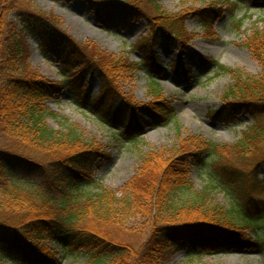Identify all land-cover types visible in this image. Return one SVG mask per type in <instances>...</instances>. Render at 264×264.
Wrapping results in <instances>:
<instances>
[{
	"label": "trees",
	"instance_id": "obj_1",
	"mask_svg": "<svg viewBox=\"0 0 264 264\" xmlns=\"http://www.w3.org/2000/svg\"><path fill=\"white\" fill-rule=\"evenodd\" d=\"M61 1L83 3L102 24L111 22L116 13L123 22L146 19L152 31L149 43L160 37L183 43L188 37L179 20L182 16L164 12L158 0ZM146 1L153 17L145 12ZM9 2L0 3L6 12L15 5ZM17 17L22 26L18 34L8 31L3 36L0 31V264H58V249L84 254L85 264H167L180 251L197 255L264 251V181L258 171L264 175V29L255 28L245 44L261 66L257 77L214 63L232 82L221 96L222 110L210 116L227 125L242 114L249 116L251 125L241 138L232 145L217 144L200 135L182 137L176 126V144L168 159L155 150L142 155L136 174L118 196L93 177V170L108 155L84 141L75 128L49 127L46 119L57 117L45 103L70 91L83 110L102 125L118 126L117 132L134 143L151 121L166 124L174 113L160 99L143 105L126 98L117 80L145 70L155 83L154 76L168 68H162L155 54L141 66L101 51L96 44H78L54 21L34 12ZM159 25L163 32L155 30ZM24 32L38 39L45 57H54L61 81L32 70L29 47L20 39ZM200 60L201 66L211 62ZM88 78L98 80V95L90 93ZM156 84L148 89L153 96L159 94ZM249 159L255 164H245ZM205 164L224 185L238 186L255 206L249 203L239 211L216 203L213 184L195 191L191 170ZM15 171L37 175L45 181L48 194L19 186L12 179ZM136 216L149 221L146 239L139 244L116 239L114 229L140 234L125 228Z\"/></svg>",
	"mask_w": 264,
	"mask_h": 264
},
{
	"label": "rangeland",
	"instance_id": "obj_2",
	"mask_svg": "<svg viewBox=\"0 0 264 264\" xmlns=\"http://www.w3.org/2000/svg\"><path fill=\"white\" fill-rule=\"evenodd\" d=\"M11 1L15 5L9 12L0 6V31L3 32V36H6L8 31H15L17 34L20 32L22 26L17 17L19 13L34 12L54 21L62 32L68 34L78 44H96L101 51L126 58L129 62L141 66L142 61L155 54L162 68H168L167 71L154 76L155 83L145 70L136 71L133 78L125 76L117 80L118 89L126 98H133L143 105L160 99L168 103L174 113V119L166 124L151 121L134 143L128 142L122 133L117 132L118 126L102 125L94 116L83 110L78 98L70 91L66 90L61 96L45 103L57 117L46 119L49 127L55 130L75 128L84 141L100 146L108 155V160L93 170V177L118 196L136 174L142 155L149 150H155L168 159L176 144V126L181 129L182 137L200 135L217 144L232 145L251 125V118L245 114L229 125L212 120L210 116L212 112L222 110L221 96L232 82L230 75L220 71L214 63L229 70L239 71L245 76L257 77L260 74L261 66L245 44L255 28L264 29V0H158V6L164 12L182 16L179 20L182 21L188 35L183 39V43L172 36L170 37L173 40L160 37L156 38L155 43H149L152 31L146 19L123 22L122 15L116 13L111 22L98 23L81 2ZM143 6L147 15L153 17L154 13L149 9L147 1ZM71 19L79 21L82 26L89 28L90 32L78 34L72 31L68 22ZM204 23L208 27H205ZM155 30L162 31V28L159 25ZM20 39L29 47L28 61L32 70L48 80L61 81L60 66L55 64L53 56L45 57L40 52L38 39L25 32ZM200 58L213 63L208 62L201 66ZM151 83L154 85L157 83L158 96H153L148 91ZM86 84L92 95H98L99 83L96 78H88ZM139 112L144 114L142 108H139ZM245 164L252 166L255 160L249 159ZM258 171L260 180L264 181L260 168ZM190 178L195 191L213 184L215 186L213 199L226 207H236L243 211L249 203L252 207L256 204L248 199L245 192L239 193L238 186L224 185L219 176L213 173L210 165L205 164L200 169H192ZM12 179L19 186L38 195H47L49 192L45 181L37 175L29 176L15 171L12 173ZM256 219L260 220L261 215H257ZM148 226L147 218L136 216L126 223L125 228L139 231L140 234L114 229V236L118 240H130L139 244L146 239ZM260 232L261 230L257 235ZM49 246L54 248L51 244ZM58 251L60 254L58 264L86 262V257L82 253L72 255L66 251L59 249ZM167 264H264V251L233 250L212 255L180 251L173 254Z\"/></svg>",
	"mask_w": 264,
	"mask_h": 264
},
{
	"label": "bare ground",
	"instance_id": "obj_3",
	"mask_svg": "<svg viewBox=\"0 0 264 264\" xmlns=\"http://www.w3.org/2000/svg\"><path fill=\"white\" fill-rule=\"evenodd\" d=\"M68 22L71 26L72 31H76L78 34H85L87 33V31L90 32L89 28L82 26L79 21H76L75 19H71Z\"/></svg>",
	"mask_w": 264,
	"mask_h": 264
}]
</instances>
